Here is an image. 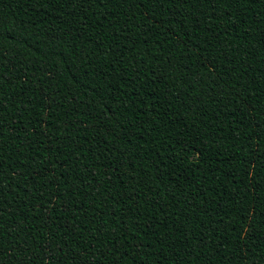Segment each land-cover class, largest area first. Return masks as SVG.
<instances>
[{"label":"trees","instance_id":"1","mask_svg":"<svg viewBox=\"0 0 264 264\" xmlns=\"http://www.w3.org/2000/svg\"><path fill=\"white\" fill-rule=\"evenodd\" d=\"M239 8L0 0V264H262L264 0Z\"/></svg>","mask_w":264,"mask_h":264},{"label":"snow or ice","instance_id":"2","mask_svg":"<svg viewBox=\"0 0 264 264\" xmlns=\"http://www.w3.org/2000/svg\"><path fill=\"white\" fill-rule=\"evenodd\" d=\"M65 2L70 4V6L75 9V8H77L78 5H88L89 7H91L92 4H97L99 6H104L105 4L118 3L119 5L122 6L123 4L129 3V0H65ZM201 2L211 3L212 5H215V4H227L228 7L235 6L236 10L240 11L239 6L241 4H248L249 6H251L253 3H259L260 0H132L133 4H139V5L140 4H144V5L152 4V5H156V6H163L165 4H183V5L187 6L190 3L191 4H198V3H201ZM126 14H128V13H126ZM131 15L134 16L135 13H132ZM149 15H151V13H149ZM217 16H219V15H217ZM138 27H139V25H138ZM66 34L70 35V32L66 33ZM52 39H56V37L53 36ZM217 39H219V36H217ZM224 54L226 55V53H224ZM60 55H62V53L58 52L56 48H50L49 52L45 53L44 56L47 59L49 56L54 58V57H57V56H60ZM3 59H5V57L0 55V60H3ZM13 67L15 68V64H13ZM40 70H42V69H38V71H40ZM48 75H49V80L50 81H55L57 79V76H56L55 72L52 71V70H49ZM2 79H5V77L0 76V80H2ZM27 79L30 82L31 78L29 77ZM29 90H31V89H29ZM3 93H4L3 87H0V94H3ZM24 111H27V109H24ZM253 111H255V110L253 109ZM7 115H8V109H7V107H5L3 105V99L0 98V138H2L4 126L6 124H8L10 126L11 123H12L11 121H7L5 119V117ZM2 151H3V148H2V146H0V152H2ZM113 151H114V149H113ZM53 162L55 163V161H53ZM0 167H2V165H0ZM115 171L119 172L120 170L116 169ZM133 171H134V168H133ZM129 179L130 180H134V177L130 176ZM84 194L87 195L88 193L85 192ZM0 195H2V190H0ZM139 198L140 197L137 194V199H139ZM57 199H62V198L57 196ZM22 230L23 229H21V231ZM69 231H70V229H69ZM0 235H3V232H0ZM15 238L16 237H14V239ZM49 247L51 249V244H49ZM141 247H143V245H141ZM24 251H26V252L27 251H31V249L30 248L24 249ZM12 252L16 253L17 249L13 248ZM108 255H113V254L112 253H108ZM3 256H4L3 251H0V258H2ZM260 259H261L262 264H264V255H262L260 257ZM52 264H56L55 260L52 261ZM96 264H101V262L97 261ZM113 264H115V261H113Z\"/></svg>","mask_w":264,"mask_h":264}]
</instances>
